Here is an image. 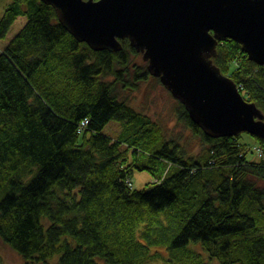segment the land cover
Listing matches in <instances>:
<instances>
[{"label":"trees","instance_id":"1","mask_svg":"<svg viewBox=\"0 0 264 264\" xmlns=\"http://www.w3.org/2000/svg\"><path fill=\"white\" fill-rule=\"evenodd\" d=\"M20 16L0 51V240L25 264H264V139L209 137L178 101L189 155L132 104L151 74L128 39L94 51L51 5L12 0L0 40ZM213 62L264 114V67L232 39ZM136 171L154 181L133 189Z\"/></svg>","mask_w":264,"mask_h":264},{"label":"water","instance_id":"2","mask_svg":"<svg viewBox=\"0 0 264 264\" xmlns=\"http://www.w3.org/2000/svg\"><path fill=\"white\" fill-rule=\"evenodd\" d=\"M41 1L94 51L118 52L128 39L207 136L264 139V114L213 62L219 41L232 39L264 66V0Z\"/></svg>","mask_w":264,"mask_h":264},{"label":"rangeland","instance_id":"3","mask_svg":"<svg viewBox=\"0 0 264 264\" xmlns=\"http://www.w3.org/2000/svg\"><path fill=\"white\" fill-rule=\"evenodd\" d=\"M12 0H0V20L5 10ZM28 19L20 16L10 28L6 38L0 40V51L17 35V33L25 26ZM138 63H143L142 54L136 58ZM159 79V78H158ZM154 76H151L147 82H143L140 88L129 94L132 104L148 113L154 119H157L165 128L167 136H172L175 140H179L182 146L187 150L189 155H196L203 151L201 139L194 136V133L186 128L180 122L176 115L177 100L172 96L171 92ZM121 126L117 122H111L105 129V133L114 136L119 133ZM243 143H249L255 150L262 153L256 140L249 134L244 133L242 137ZM133 189L141 190L145 186L154 181L152 175L146 171H136L133 176ZM0 264H25L24 260L5 245L0 240ZM214 264H219L215 262Z\"/></svg>","mask_w":264,"mask_h":264},{"label":"built area","instance_id":"4","mask_svg":"<svg viewBox=\"0 0 264 264\" xmlns=\"http://www.w3.org/2000/svg\"><path fill=\"white\" fill-rule=\"evenodd\" d=\"M87 123V122H86ZM86 123H84V124H86Z\"/></svg>","mask_w":264,"mask_h":264}]
</instances>
